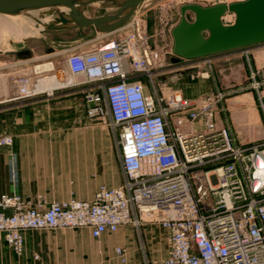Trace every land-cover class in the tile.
Listing matches in <instances>:
<instances>
[{
    "label": "built area",
    "instance_id": "built-area-1",
    "mask_svg": "<svg viewBox=\"0 0 264 264\" xmlns=\"http://www.w3.org/2000/svg\"><path fill=\"white\" fill-rule=\"evenodd\" d=\"M245 1L170 0L160 7L156 46L144 17L134 15L125 36L86 52L64 53L65 64L57 71L50 63L55 77L83 79L70 87L87 85L84 108L90 120L109 116L125 182L101 186L92 201L35 207L18 194H2L0 234L15 255H24V232L29 230L88 229L99 240L124 226L155 225L166 233L164 264H264V140L250 147L238 144L231 120L221 117L226 94L188 99L174 89L160 94L155 85L161 84L158 72L175 55L166 45L174 6ZM235 19L227 13L223 23L231 25ZM36 69L19 79L20 99L53 93L38 89L46 72ZM144 80L151 82L154 93H147ZM256 87L264 115L261 84ZM173 121L178 127H172ZM12 144V136L0 131V147ZM209 165L214 167L203 169ZM115 254L128 262L126 248L116 247Z\"/></svg>",
    "mask_w": 264,
    "mask_h": 264
},
{
    "label": "crops",
    "instance_id": "crops-1",
    "mask_svg": "<svg viewBox=\"0 0 264 264\" xmlns=\"http://www.w3.org/2000/svg\"><path fill=\"white\" fill-rule=\"evenodd\" d=\"M144 1L134 15L144 17L147 34L151 37L152 45L156 46L159 43L160 7L168 0ZM107 4L116 7L108 9L105 7ZM118 9L115 3L98 2L86 7L84 14L88 18L104 17ZM193 17V13L187 14L189 21H193ZM180 19L181 8L177 10L173 7L166 44L168 49L174 47L172 31ZM130 20L110 33L102 32L96 26L64 28L61 31H67L68 39L56 43L59 52H86L106 40L117 39L129 30ZM112 24L114 22L106 26ZM28 43L29 40H16L13 36L0 40V131L13 138L12 146L0 147V196L18 194L34 207L43 202L48 205L70 199L92 201L98 189L105 185L93 179V144L77 139L83 135V128L77 126L78 120L82 117L90 120L85 114L84 99L75 97L76 92L68 86L54 90L50 96L42 94L20 99L19 79L27 75L29 65L37 61L36 52ZM45 54L39 52L42 57ZM258 54L259 60L264 57V52ZM170 60L175 61V58L170 57ZM260 70L261 67L258 68ZM251 100L250 95H245L235 101L245 104ZM243 114L252 121V113ZM221 117L223 120L230 119L227 108ZM69 128L78 132L73 133ZM13 167L17 171L16 179L12 178ZM122 173L123 182L118 180L119 186L125 182L123 168ZM136 229L131 225L124 226L118 233L105 234L99 240L94 239L88 229L29 230L24 232L25 253L21 257L14 254L0 234V264H124L115 254V248L119 246L127 250L126 264H164L168 254L166 233L161 229L165 253L157 254L154 249L157 240L152 241L146 231L142 240L137 237ZM35 256H39V259H35Z\"/></svg>",
    "mask_w": 264,
    "mask_h": 264
},
{
    "label": "rangeland",
    "instance_id": "rangeland-1",
    "mask_svg": "<svg viewBox=\"0 0 264 264\" xmlns=\"http://www.w3.org/2000/svg\"><path fill=\"white\" fill-rule=\"evenodd\" d=\"M105 7L114 9L116 6L107 4ZM174 7L177 10L179 9L178 6ZM24 14L20 17L0 15V34H2L0 35V40L6 38L5 35L11 34L10 36H13L14 39L23 41L22 34L25 32L24 30L30 29L33 24L39 27L40 23L44 21V25L58 28L59 30L49 29L45 31L46 27H44L38 35L30 38L28 43L29 47L36 52L35 59L37 60L29 65L30 75L34 72L36 66L50 63L54 64L57 71V68L64 66L67 55L59 52L60 48H58L56 43L68 39L67 31H61L63 30L61 27H64V25L60 16L69 17V13L47 8L40 12L36 10L24 11ZM64 30H68V28ZM42 31L45 32L42 33ZM127 33L128 30L122 33V36ZM39 52H45V55L54 54L50 57L45 55L42 57ZM259 52H264V43L194 60H187L174 55L175 61L168 59V66L158 72L160 76L158 80L161 84L155 82V85L160 94H166L170 89H174L181 91L184 97L188 99L205 97L215 94L217 91L226 94L225 105L228 109L238 144L244 147L258 145L264 140L261 104L256 87L257 84H261L259 92L264 95V57L259 60ZM259 67H261L260 71H258ZM56 71H46L42 76H56ZM204 74H207L208 77L205 78ZM59 79L63 84H69L72 78L69 75L62 74ZM82 81L83 79L79 77L75 79V83ZM144 83L147 85V93H154L151 82L144 80ZM67 86L70 87V85ZM86 86L81 85L70 88L76 92L75 97H83L84 99L82 90ZM245 95L252 97L249 103L242 104L235 101ZM243 113H252V121H249ZM77 124L78 127L81 126L83 128V135L77 139L86 140L93 144V179L106 187L119 186L118 180L123 182V173L117 139L112 130L109 116L107 115L104 120H88L82 117ZM172 127H178L174 121L172 122ZM197 129L201 128L197 126ZM72 130V128H69V131L73 133L78 132V130ZM213 167L214 165H209L203 169H211ZM135 231L137 237H141L142 240H144L146 231L152 241L156 242L157 240V244L154 245L157 254L165 253L163 231L158 226L142 225L139 230L137 228Z\"/></svg>",
    "mask_w": 264,
    "mask_h": 264
},
{
    "label": "water",
    "instance_id": "water-1",
    "mask_svg": "<svg viewBox=\"0 0 264 264\" xmlns=\"http://www.w3.org/2000/svg\"><path fill=\"white\" fill-rule=\"evenodd\" d=\"M118 1H123L121 4ZM112 2L118 6L117 12L104 17L88 18L84 9L93 3ZM144 0H0V15H15L29 10L66 7L69 18L76 27L96 26L105 33L126 24ZM83 7V10L80 8ZM188 13L195 18L189 21ZM227 13L236 16L231 25L223 23ZM64 25L68 24L65 16H60ZM114 22L110 26L106 24ZM173 52L176 56L194 60L225 52L243 49L264 43V0H247L230 5L203 7L188 5L181 7V19L173 29Z\"/></svg>",
    "mask_w": 264,
    "mask_h": 264
},
{
    "label": "bare ground",
    "instance_id": "bare-ground-1",
    "mask_svg": "<svg viewBox=\"0 0 264 264\" xmlns=\"http://www.w3.org/2000/svg\"><path fill=\"white\" fill-rule=\"evenodd\" d=\"M120 4L123 2V1H118ZM145 2V1H144ZM99 5H101V3L99 4ZM98 5V6H99ZM142 8V7H141ZM53 9H55V10H58V11H61V12H66L67 14H68V12H69V10L66 8V7H63V6H61V7H55V8H53ZM81 10H83V7L82 8H80ZM41 10H43V9H40V10H36V11H41ZM139 10V9H138ZM96 11V10H95ZM32 12H35V11H32ZM1 15H4V16H10V17H20V16H23V15H25L24 14V12H21V13H19V14H15V15H10V14H1ZM66 19L68 20V24L65 26L66 28H70V27H75V26H77L76 25V23L74 22V21H72L68 16H66ZM44 23H45V21L44 22H42V23H40V25H39V27H37V25L36 24H33V25H31V27H30V29H27V30H24L25 32H24V34H22V36H23V41H27V40H29L30 38H33V37H35L36 35H38L40 32H41V30H43V28L44 27H46V29H45V31L46 30H49V29H52V30H59L58 28L56 29V27L55 28H51V27H49V26H46V25H44ZM19 24H21V23H19ZM21 25H23V24H21ZM18 26V25H17ZM27 26V25H26ZM24 28H25V26H24ZM61 28H63V27H61ZM44 31V32H45ZM3 32V31H2ZM1 32V33H2ZM9 32V31H8ZM22 32V31H21ZM43 31H42V33H44ZM5 34H7L6 32H5ZM20 34V33H19ZM0 35H2V34H0ZM11 34H8V36H10ZM6 37H8L7 35H5ZM1 37H3V36H1ZM20 40V39H19ZM34 63V62H33ZM53 65H51V64H46V65H38V66H36V68H37V70H40V71H42V72H46V71H49V70H53V67H52ZM204 77L205 78H207L208 77V75L207 74H204ZM72 79H70V81H69V84H63L61 81H60V79L58 78V77H55V76H53V77H45L44 79H43V81L40 83V85L38 86V89H40V90H42V91H54V90H57V89H60V88H64L65 86H67V85H70V84H73V83H75V77H71ZM75 78V79H74ZM66 83V82H65Z\"/></svg>",
    "mask_w": 264,
    "mask_h": 264
}]
</instances>
